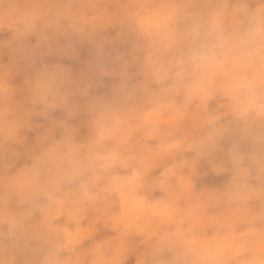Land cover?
I'll use <instances>...</instances> for the list:
<instances>
[{
	"label": "clouds",
	"instance_id": "clouds-1",
	"mask_svg": "<svg viewBox=\"0 0 264 264\" xmlns=\"http://www.w3.org/2000/svg\"><path fill=\"white\" fill-rule=\"evenodd\" d=\"M0 264H264V0H0Z\"/></svg>",
	"mask_w": 264,
	"mask_h": 264
}]
</instances>
